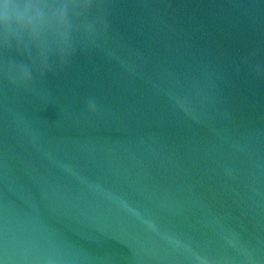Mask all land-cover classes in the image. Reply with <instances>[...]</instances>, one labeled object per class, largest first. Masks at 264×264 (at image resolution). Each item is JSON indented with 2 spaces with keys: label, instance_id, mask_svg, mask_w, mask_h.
Segmentation results:
<instances>
[{
  "label": "water",
  "instance_id": "water-1",
  "mask_svg": "<svg viewBox=\"0 0 264 264\" xmlns=\"http://www.w3.org/2000/svg\"><path fill=\"white\" fill-rule=\"evenodd\" d=\"M112 25L128 69L0 82V264H264V0H119Z\"/></svg>",
  "mask_w": 264,
  "mask_h": 264
},
{
  "label": "clouds",
  "instance_id": "clouds-1",
  "mask_svg": "<svg viewBox=\"0 0 264 264\" xmlns=\"http://www.w3.org/2000/svg\"><path fill=\"white\" fill-rule=\"evenodd\" d=\"M119 0H0V82L24 93L50 75L67 71L77 57L101 54L128 69L117 55L112 19ZM137 56L142 55L136 53ZM248 73L264 80V56L253 52ZM95 97L86 111L95 116ZM224 115L228 116L227 110Z\"/></svg>",
  "mask_w": 264,
  "mask_h": 264
}]
</instances>
